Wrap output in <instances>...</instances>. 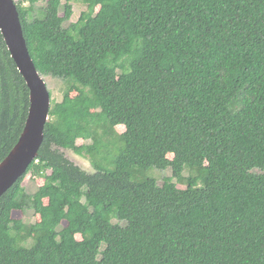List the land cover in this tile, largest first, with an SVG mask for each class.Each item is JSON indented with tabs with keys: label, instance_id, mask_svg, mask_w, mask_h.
I'll list each match as a JSON object with an SVG mask.
<instances>
[{
	"label": "trees",
	"instance_id": "1",
	"mask_svg": "<svg viewBox=\"0 0 264 264\" xmlns=\"http://www.w3.org/2000/svg\"><path fill=\"white\" fill-rule=\"evenodd\" d=\"M78 1L100 10L71 22ZM16 4L37 69L66 88L0 197V264H264V0ZM29 108L0 30V162Z\"/></svg>",
	"mask_w": 264,
	"mask_h": 264
},
{
	"label": "water",
	"instance_id": "2",
	"mask_svg": "<svg viewBox=\"0 0 264 264\" xmlns=\"http://www.w3.org/2000/svg\"><path fill=\"white\" fill-rule=\"evenodd\" d=\"M0 30L20 73L30 89V108L18 142L0 162V197L38 157L50 119L51 93L30 54L16 0H0Z\"/></svg>",
	"mask_w": 264,
	"mask_h": 264
},
{
	"label": "rangeland",
	"instance_id": "3",
	"mask_svg": "<svg viewBox=\"0 0 264 264\" xmlns=\"http://www.w3.org/2000/svg\"><path fill=\"white\" fill-rule=\"evenodd\" d=\"M18 2V0H16ZM63 2H65V0H63ZM100 10V6L99 5H89L86 4L82 1H78V2H74L73 3V15L71 18V22H76L81 14L83 12H90L92 14L97 13ZM63 11V9H61V12ZM46 80V84L47 87L51 93V104H53V102H60L63 99V95H64V89L66 88V85L64 83L63 80L59 79V78H54L51 76H45L44 77ZM69 94L74 97L78 94V91L73 88ZM116 130L119 133L124 132L125 130V126L124 125H117L116 126ZM79 145L86 143V141L84 139H78L77 142ZM65 155L71 159L72 161H74L76 164H78L79 166H81L83 169L93 172L95 171L94 165L92 163V161L90 160L89 157L87 156H83V155H79L77 153H75L72 150L69 149H61ZM169 158L173 157V154H169L168 155ZM187 167L184 170V174L187 171ZM153 172V175L158 179L159 183L162 184V182H164L166 177H170L172 176V170L171 167H168L166 169H158V168H154L151 170ZM175 181H177L175 179ZM45 179L44 177H40L38 175H35L33 173H29L25 176L24 180H23V186L26 188V190L29 193H36L38 188L44 184ZM178 184L182 187L186 186L185 184H180V182H178ZM13 217L15 219H22L24 222L26 223H36L40 220V214L37 213L34 210H27V211H21V210H14L13 211ZM38 232L34 233V236H37ZM80 238V235H77Z\"/></svg>",
	"mask_w": 264,
	"mask_h": 264
}]
</instances>
